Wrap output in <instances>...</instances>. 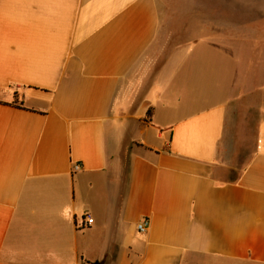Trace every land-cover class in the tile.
<instances>
[{"label":"crops","instance_id":"0c3cea01","mask_svg":"<svg viewBox=\"0 0 264 264\" xmlns=\"http://www.w3.org/2000/svg\"><path fill=\"white\" fill-rule=\"evenodd\" d=\"M174 1L0 0V264H264V66L186 9L159 62Z\"/></svg>","mask_w":264,"mask_h":264},{"label":"rangeland","instance_id":"374dc122","mask_svg":"<svg viewBox=\"0 0 264 264\" xmlns=\"http://www.w3.org/2000/svg\"><path fill=\"white\" fill-rule=\"evenodd\" d=\"M178 2L174 1V5L165 9L166 14H172L178 22L162 23L164 33L160 42L162 51L158 57L159 62L173 45L183 43L194 37L193 30L197 32L198 24H186L182 21L187 13L201 11L200 14L203 15V18L217 17L225 22L221 25H230L227 28H220L218 35L214 38H219L223 32L225 40H223L221 46L234 55L235 80L237 82L241 81L245 73L250 74L251 78L254 77L257 81L261 79L258 75L261 72L259 69L264 66V0H183V2L188 3L185 9L190 12L187 13L183 12L185 9ZM164 19L168 20L169 17H164ZM226 22L234 23L233 27H231L232 24ZM211 27V23L206 24L208 36L212 32ZM246 67L250 69L249 72H246ZM248 96L247 100L251 103L253 109V111H249V117L256 120L258 116L254 112L255 105L261 99L263 100V97L257 95V93ZM248 138L250 136L241 137L243 141L240 143V155L245 152V147L249 148L251 145L250 140L247 141Z\"/></svg>","mask_w":264,"mask_h":264},{"label":"built area","instance_id":"2783aa9c","mask_svg":"<svg viewBox=\"0 0 264 264\" xmlns=\"http://www.w3.org/2000/svg\"><path fill=\"white\" fill-rule=\"evenodd\" d=\"M79 168H80V167H79L78 165H73L72 170H73V171H76V170H78ZM92 222H93V219L90 218V217H87V216H86V217L83 219V225H82V227H84V226H86V225H89V224H91ZM147 227H148V220H147V219H142V220H140V221L138 222V224H137V226H136V229H137L138 232L143 233V232L146 231Z\"/></svg>","mask_w":264,"mask_h":264},{"label":"trees","instance_id":"16d2710c","mask_svg":"<svg viewBox=\"0 0 264 264\" xmlns=\"http://www.w3.org/2000/svg\"><path fill=\"white\" fill-rule=\"evenodd\" d=\"M6 104L14 105V106H21V101L19 100L18 95L14 94L13 100L9 103H6ZM151 114H152V112H151V109L149 108L146 112V117L144 119L146 122L150 121ZM95 264H97V263H95Z\"/></svg>","mask_w":264,"mask_h":264}]
</instances>
